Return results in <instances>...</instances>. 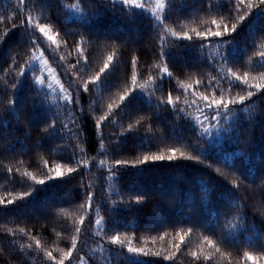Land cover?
Returning a JSON list of instances; mask_svg holds the SVG:
<instances>
[{
    "label": "trees",
    "instance_id": "16d2710c",
    "mask_svg": "<svg viewBox=\"0 0 264 264\" xmlns=\"http://www.w3.org/2000/svg\"><path fill=\"white\" fill-rule=\"evenodd\" d=\"M165 2L158 23L109 0H0V264H264V90L252 87L264 83V5ZM213 20L228 34L197 38L194 30H217ZM37 53L69 100L37 83ZM247 91L255 94L219 125L199 111L201 95ZM173 148L186 155L135 163ZM57 164L63 177L47 180Z\"/></svg>",
    "mask_w": 264,
    "mask_h": 264
},
{
    "label": "snow or ice",
    "instance_id": "6c2138e0",
    "mask_svg": "<svg viewBox=\"0 0 264 264\" xmlns=\"http://www.w3.org/2000/svg\"><path fill=\"white\" fill-rule=\"evenodd\" d=\"M23 2V0H21V3ZM109 2L111 3H116V2H119L123 5H128V6H133L135 8H138V9H144V4L140 2V0H109ZM245 3V0H237V7L239 8V6L241 4H244ZM258 4L259 5H264V0H258ZM248 7H252V4L249 3L248 4ZM244 17L242 16L241 19H243ZM0 19H2V17H0ZM30 22V21H29ZM212 23L214 25H216V29L215 31H212V30H209L207 32H200V31H197V30H194L195 31V36L197 38H199L200 40L202 41H207L210 37H215V38H222L224 37L226 34H228L229 32V28H228V25L227 24H224L223 25V30H221V24L217 23V21L213 20ZM21 27H23V22L21 23L20 25ZM13 27H15V25H13ZM35 28L38 29L39 33H42L44 37H47V39L49 41H52L53 43H55L54 41V38L52 35H50L49 33V25L45 24V25H35ZM231 31L232 32H235L236 31V25L233 24L231 26ZM174 35H176L174 33ZM183 39H186L188 41H191L193 39V37L191 35H189L188 33H184L183 36H182ZM222 43H226L225 41H221ZM163 40L161 41V45H163ZM33 46L35 47V42H33ZM207 45L206 43L205 44H201V48H205ZM78 51H81L82 52V49H78ZM161 55H163V48H161ZM260 55L262 57H264V52H261ZM113 59V57L110 55L108 57V61L110 62L111 60ZM228 57H227V54H224L220 57V60L217 61V62H224V61H227ZM85 60H86V57H85ZM136 61L134 60L133 61V64H135ZM262 66H264V64H262ZM109 67V65L106 63L104 65V69H107ZM104 69H101V72L104 71ZM163 72L167 75V76H171V72H169L168 68H164L163 69ZM19 75L23 76L24 75V72L23 71H20L19 72ZM232 75L236 78L237 81H242L244 85H248L249 81H248V77L247 75H245L244 77H240V76H237L235 73H232ZM163 78V77H162ZM97 81L99 80V75L95 78ZM262 79H264V77H262ZM132 81H133V84H135V81H136V77L133 76L132 77ZM45 82V78L44 77H39L37 79V83H39L40 85H43ZM16 84H17V81L14 79L12 81V87H16ZM196 84L197 85H200L201 84V81L197 80L196 81ZM49 88H51L52 86L51 85H48ZM187 87H191V85L187 86ZM252 87H254L256 90H264V83H257L255 85H253ZM141 88H143V85H141ZM88 90V85L85 84L84 85V91H87ZM255 93L253 91H247L246 95H241L238 97V100H233V99H229V100H225L223 96H220L219 99H217L215 97V94L213 93V95L211 97H209L208 95H201L200 96V100H202L204 103L202 106H199V111L201 113H207V115L205 116V119L206 120H209L211 123H214V124H221V117L223 116L224 118L226 119H230L231 117L228 116V111H229V106L230 105H234L236 104L237 102H239L240 104H243L245 102L246 99L252 97ZM127 99V97H124L122 96L121 97V100H125ZM177 100H179V96L176 97ZM12 103H14V101H12ZM167 103L170 105V106H173L174 107V101L172 99V95L171 93H169L168 95V98H167ZM176 111L178 112H181L183 113L184 109H176ZM244 111H247V109H244ZM201 125L204 123V121H200ZM203 131L205 133H207L209 131V129L207 128H204ZM177 153H179V156L181 157H184L186 154L181 151L179 148H173V149H170V154L168 155H165L163 153H160V154H157V155H144L142 159L136 161L135 163L136 164H140V165H143V164H146L148 163L149 161H152V162H156V161H173L175 159H177ZM187 159L189 160H199L200 157L199 156H187ZM103 161H101V164L103 165ZM116 164L117 165H127L128 164V161H116ZM11 171V169L9 170ZM51 172H54L55 173V176H52V175H49L47 177V180H54L56 178H60V177H63L64 175V172L62 171V166L60 164H57L53 169H50ZM75 171V169L69 167L67 169V172L68 173H71ZM111 171V169H110ZM217 171H219V169H217ZM30 175V174H29ZM31 179L33 181H35L37 184H40V185H43L45 184L47 181L45 179H37L35 176H32ZM31 195V192H28V193H24L23 196H30ZM137 201H139L140 197H137L136 198ZM4 201L3 200H0V204H3ZM8 204H11V203H14L13 200H9L7 201ZM101 221L100 220H96L95 221V224L96 225H100ZM81 224H83V220H81ZM233 227H235L233 225ZM80 229H77V231H79ZM181 241H183L184 237L181 236L180 237ZM207 239V238H206ZM112 241L113 243H120L121 242V238L120 236L116 235V236H113L112 237ZM210 244L212 243V241H208ZM37 243H39V241H37ZM76 247V244L75 242H73L72 244V249H75ZM177 247H179V245H177ZM128 252L129 253H141L143 252V249H138V248H132V247H129L128 248ZM145 255H147V253H144ZM48 255L51 257V253H48ZM157 255H159L157 253ZM193 256H196V253H192ZM72 256V251L69 250V251H66L64 253V257L65 259H69L71 258ZM54 259V258H53ZM248 259L249 260H255L254 257H252L250 254L248 255ZM82 260V264H83V258H81ZM57 264H65V260L64 259H60L57 261Z\"/></svg>",
    "mask_w": 264,
    "mask_h": 264
},
{
    "label": "rangeland",
    "instance_id": "374dc122",
    "mask_svg": "<svg viewBox=\"0 0 264 264\" xmlns=\"http://www.w3.org/2000/svg\"><path fill=\"white\" fill-rule=\"evenodd\" d=\"M140 2L144 4L143 10L135 8L133 6L123 5L119 2L116 3L127 8H134L140 10L144 12L146 15H148L150 18L156 20V22L158 23L162 22L166 9L165 0H140ZM80 15H81L80 9H78L77 7L76 9L69 11L70 19L77 18ZM30 68H33L35 71L39 72L38 78L39 77L45 78L44 84L43 85L39 84L42 88L47 89L51 94L62 100H69L70 95L68 91L63 87L62 83L56 76L55 72L48 64V61L43 53H37L35 55L34 61L31 63ZM35 73L36 72H33V75H35ZM48 85H51L52 87L49 88ZM57 227H59V225ZM78 264H82V260ZM83 264H87L85 259H83Z\"/></svg>",
    "mask_w": 264,
    "mask_h": 264
}]
</instances>
